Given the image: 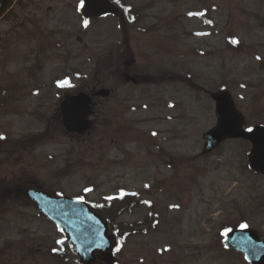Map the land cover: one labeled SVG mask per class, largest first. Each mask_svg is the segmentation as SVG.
I'll return each instance as SVG.
<instances>
[{
  "label": "rangeland",
  "instance_id": "1",
  "mask_svg": "<svg viewBox=\"0 0 264 264\" xmlns=\"http://www.w3.org/2000/svg\"><path fill=\"white\" fill-rule=\"evenodd\" d=\"M80 1L19 0L0 18V264H81L14 196L23 181L99 208L135 192L109 219L116 264H250L223 240L242 224L264 236V175L248 141L203 151V132L220 88L264 123V0H114L119 16L88 22ZM100 86L90 128L66 130L63 95Z\"/></svg>",
  "mask_w": 264,
  "mask_h": 264
},
{
  "label": "water",
  "instance_id": "2",
  "mask_svg": "<svg viewBox=\"0 0 264 264\" xmlns=\"http://www.w3.org/2000/svg\"><path fill=\"white\" fill-rule=\"evenodd\" d=\"M14 0H0V16ZM80 11L85 17L107 13H118L111 0H82ZM95 93L107 94L109 88L100 87ZM215 100V124L203 136L205 151L213 148L226 137L247 138L251 147L247 153L249 166L264 174V124H254L251 128L243 125V115L236 108L231 94L226 89L210 93ZM62 121L68 130L83 132L91 126L88 115L93 111L88 93L65 95L60 102ZM14 194L33 202L40 211L53 219L66 232V239L74 245L82 264H114L115 235L103 214L87 201L24 181L16 184ZM225 244L242 250L252 264H264V238H260L254 228L244 226L230 229L226 233Z\"/></svg>",
  "mask_w": 264,
  "mask_h": 264
},
{
  "label": "trees",
  "instance_id": "3",
  "mask_svg": "<svg viewBox=\"0 0 264 264\" xmlns=\"http://www.w3.org/2000/svg\"><path fill=\"white\" fill-rule=\"evenodd\" d=\"M116 199V198H112ZM133 194L126 193L121 197H117V200H111V203L106 205L105 207H98L103 214L108 218L111 219V217L115 216V212H118L119 210L123 208H129L131 205H133ZM69 247L71 248V251H73L72 246L69 244ZM57 255L62 256V251L57 250L54 251Z\"/></svg>",
  "mask_w": 264,
  "mask_h": 264
},
{
  "label": "snow or ice",
  "instance_id": "4",
  "mask_svg": "<svg viewBox=\"0 0 264 264\" xmlns=\"http://www.w3.org/2000/svg\"><path fill=\"white\" fill-rule=\"evenodd\" d=\"M85 23H87V22H85ZM233 42H236V41L234 40ZM59 83H60L61 86H63L64 84H67L68 81L64 80V81H60ZM153 134L155 135V133H153ZM241 227H244V225H241Z\"/></svg>",
  "mask_w": 264,
  "mask_h": 264
},
{
  "label": "flooded vegetation",
  "instance_id": "5",
  "mask_svg": "<svg viewBox=\"0 0 264 264\" xmlns=\"http://www.w3.org/2000/svg\"><path fill=\"white\" fill-rule=\"evenodd\" d=\"M16 2H19V0H16Z\"/></svg>",
  "mask_w": 264,
  "mask_h": 264
}]
</instances>
